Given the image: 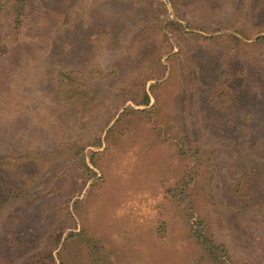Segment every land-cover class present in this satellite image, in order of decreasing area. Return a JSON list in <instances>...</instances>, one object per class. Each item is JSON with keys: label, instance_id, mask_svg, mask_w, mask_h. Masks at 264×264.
I'll return each instance as SVG.
<instances>
[{"label": "rangeland", "instance_id": "rangeland-1", "mask_svg": "<svg viewBox=\"0 0 264 264\" xmlns=\"http://www.w3.org/2000/svg\"><path fill=\"white\" fill-rule=\"evenodd\" d=\"M263 4L77 1L54 48L79 96L57 97L37 48L0 59V155L32 153L0 169L28 192L0 208V264H227L188 235L196 218L232 261L264 264ZM183 176L192 218L170 194Z\"/></svg>", "mask_w": 264, "mask_h": 264}, {"label": "trees", "instance_id": "trees-1", "mask_svg": "<svg viewBox=\"0 0 264 264\" xmlns=\"http://www.w3.org/2000/svg\"><path fill=\"white\" fill-rule=\"evenodd\" d=\"M58 1V5H53L54 2L52 0H46L45 2L44 0H42V2L39 0H0V59L5 58L6 61H8V58H11V61L14 62L20 60L25 54L28 55L31 48L41 50L44 55L41 61H54L53 73L56 74V78L52 79L50 82L54 86L57 97L64 99L70 93L71 87V90H76L77 95H83L84 93L82 90L86 89L83 85V79L80 77L82 74L76 72L77 76L71 77L70 74H73V71L64 67L65 59L62 57L65 55V53H63L64 46H62V53L54 48L55 43H60L62 41L65 43L64 34L70 27V23H77V21H79V19H74L75 11L72 10L75 9L73 4L81 0ZM166 1L173 8H175V5L180 6L183 4V0ZM262 1L264 2V0ZM253 11L254 13L258 12L255 8ZM254 13L252 14L254 15ZM107 29L105 24L96 23L94 30L99 32L100 35H104ZM54 31H56L57 36H51ZM18 36H20V39L16 42ZM5 39L7 41L13 40L16 44L12 48H8V43ZM255 41L264 43V35L257 36ZM43 64L48 65L49 63L45 62ZM44 71H46V67ZM148 104L149 96L146 92H143L141 99L136 102V105L147 106ZM82 105L86 106L88 111L92 103L89 99L87 102L82 103ZM0 111H2L1 108ZM15 113H11V117H15ZM4 116H7V114H4ZM92 146L99 147L100 140L97 139L96 144L93 143ZM43 153L44 155L49 154L47 151ZM30 154L32 153L28 152L22 155L10 151L7 155H0V169L4 165L9 164L10 161L25 155L29 156ZM36 154H39V152L37 151ZM73 156L79 164L84 165V156L81 152L75 151ZM189 179L191 180V178ZM189 179L183 176L178 183L179 186L174 189L175 192L170 191V194L174 198L178 196L181 197L180 202L184 203L188 218H192L191 212L193 204L190 201L191 195L187 191L189 188ZM26 196H28V192L23 188L0 187V208L11 198L19 199ZM81 235H83V233L68 234V236L73 239ZM188 235L213 262L241 264L231 260L225 244L214 239L203 220L198 218L192 220Z\"/></svg>", "mask_w": 264, "mask_h": 264}]
</instances>
